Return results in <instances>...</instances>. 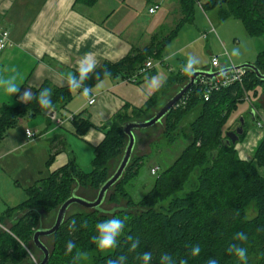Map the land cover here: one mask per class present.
I'll list each match as a JSON object with an SVG mask.
<instances>
[{"label": "trees", "instance_id": "trees-1", "mask_svg": "<svg viewBox=\"0 0 264 264\" xmlns=\"http://www.w3.org/2000/svg\"><path fill=\"white\" fill-rule=\"evenodd\" d=\"M78 1L91 6L98 0ZM198 1L205 11L217 10L222 20H241L248 35L264 36V0ZM180 3L183 4L184 16L163 39L157 38L152 47L137 50L116 63L104 62L94 68L81 82L80 89L87 88L88 94L91 93L95 84L106 77V71L109 75L122 74L132 80L149 59L162 57L163 49L181 26L194 21L198 6L196 1L182 0ZM253 64L264 74V50L258 53ZM245 70L242 84L236 81L213 90L208 100L204 99L206 88L198 79L165 116L164 137L173 143L181 123L195 112L188 124L191 140L173 164L157 175L153 188L137 202L123 186L139 171L146 155L132 156L122 178L114 186L116 191L111 199L117 202L122 197L128 200V207L143 209L137 214L126 210L114 213L112 218L125 222L114 249L102 254L91 240L96 235L95 224L110 217L99 215L98 209L74 213L68 215L52 235L56 247L50 253L47 264H81L91 253H94L92 264H145L141 257L146 252L150 253L146 264H208L209 261L214 264H240L227 251L232 244L246 249L247 264H264V138L255 150L254 160H244L238 155L235 144L227 143L226 133L234 130H224L227 116L236 110L245 94L251 91L256 94L258 87L264 88V80L255 71ZM75 76L79 78V74ZM188 82V75L172 73L144 106L129 110L126 104L112 117V123L105 125L108 128L105 137L94 148L92 170L85 172L75 161H70L30 186L24 202L0 214V224L6 220L12 222L10 231L3 228L5 225L0 226V264H20L25 260L27 253L24 245L33 243L34 233L39 228L36 226L40 211L60 207L75 193L73 185L79 183L100 189L110 176L108 160L123 154L126 148L128 137L123 126L145 114L172 84L184 86ZM43 89L51 90L49 108H66L73 97L69 86L59 88L46 82L35 90L29 103L2 105L0 143L21 120L34 118L49 109L42 108L37 100ZM83 113H71L70 117L80 136L92 127ZM247 126V120H244V133L240 138L245 136ZM51 160L52 156L48 162ZM194 174H197L194 188L186 191ZM251 209L253 214L248 216ZM85 223L86 226H81ZM238 232H243L246 240L234 239ZM68 242L74 245L70 252L67 251ZM193 245H199L201 249L196 256L190 252Z\"/></svg>", "mask_w": 264, "mask_h": 264}, {"label": "crops", "instance_id": "crops-1", "mask_svg": "<svg viewBox=\"0 0 264 264\" xmlns=\"http://www.w3.org/2000/svg\"><path fill=\"white\" fill-rule=\"evenodd\" d=\"M145 1L148 13L152 15L146 20L143 19L144 14L141 12L146 9ZM150 1L98 0L90 6L78 0H0V30H8L11 41L7 49L0 51V79L14 78L19 89L12 95L0 90V107L29 103L35 90L46 82L59 88L67 87L66 77L69 74L78 75V68L85 58L94 62L96 68L104 62L116 63L137 50L152 47L156 40L161 39L160 35L163 33L161 31L167 25L165 23L170 20L169 23L174 25V28L177 20L172 13L166 11L170 10L172 5L176 6V0H164V3L162 0H155L156 2L152 3ZM162 3H166L164 13H160L159 9L155 13L149 12L155 4L161 8ZM123 11H126V15L122 14ZM139 20L141 25H135L134 23ZM254 61L255 59H231L229 64L219 63L218 68L212 70L210 66L205 70L218 71L244 63L253 64ZM146 73L152 76L155 71L150 69L144 73L140 72L139 76ZM172 73L176 74L172 70L169 76ZM138 79L130 81L122 74L106 76L91 89V93L96 97L93 105L88 103V94L83 95L85 98L80 97L83 91L79 88L73 90V97L66 108H49L34 118L21 120L12 128L0 143L2 165L0 182L3 186L0 191V214L9 207L24 202L30 186L68 162L75 161L82 168L80 155L83 152L86 154L87 150L90 151L92 165L94 148L104 139L108 129L105 125L112 123V117L126 104L129 110L131 107L144 106L167 81L166 79L148 96L145 104L139 106L133 102L132 96L128 97L125 93V91L133 93V87L134 92L137 91L138 88L134 84L139 82ZM178 88L179 84L176 83L169 87L175 91L170 98L182 87ZM25 92H30L31 96L22 100ZM75 96L77 101L74 102L73 108H69L68 105ZM260 98L258 103L264 110V93ZM78 100L81 106H76ZM260 108L252 109V112H255L254 116L252 112L250 113L254 125L248 123L244 139L236 145L238 155L244 160H254L255 150L264 138V128L255 125L259 119L257 114L264 117ZM64 110L70 115L65 116ZM80 112H84L83 115L92 123V127L83 136L77 134V128L70 119L71 113ZM26 128L36 133L34 139H27ZM37 132L42 136H37ZM19 151L31 153L30 156L27 154L23 161L25 163L23 170L28 172V175L25 174L26 184L19 180L9 181L11 175L8 168L3 165L4 159ZM51 156L52 160L48 162Z\"/></svg>", "mask_w": 264, "mask_h": 264}, {"label": "rangeland", "instance_id": "rangeland-1", "mask_svg": "<svg viewBox=\"0 0 264 264\" xmlns=\"http://www.w3.org/2000/svg\"><path fill=\"white\" fill-rule=\"evenodd\" d=\"M162 1L164 3V0ZM181 1L182 0H176V6L172 5L170 10H166L167 12L172 13V16H174L177 21L182 19L184 16L182 8L183 4L180 3ZM195 1L198 6L196 7L194 21L192 23L183 24L177 35L163 49L162 57L153 59V66L150 69L155 71V74L150 76L149 73H146L142 76H139V71L136 73V78H139V82H134L135 87L138 88L137 91L134 92V87L133 93L125 91L128 97L132 96L131 99L133 102H135V104L139 106L145 104L148 96L151 93L153 94L157 88H159V86L167 79L169 73L172 70L178 73L180 76L188 75V80H190V72L195 67L201 70L208 69L213 56L218 58L219 63L229 64L231 59H256L258 53L264 50L263 35L250 36L246 33L244 24L241 20L237 18L222 20L219 18L217 10L205 11L201 6H199L201 5V2L198 0ZM145 2L146 9L141 10V12L144 14L143 19L146 20L150 19L152 15L148 13L147 1ZM152 2L156 1L151 0L150 3ZM163 3L161 5L162 7H159L160 13H162L166 7V3ZM166 9H168V6ZM122 14L126 15V11H123ZM169 22L170 20L165 23L167 25L163 27L161 31L163 33L160 35V38H162L163 35L167 34L170 29L173 28L174 25L170 24ZM134 24L141 25V21H136ZM189 60L191 61L190 65ZM185 68L188 69L187 72H185ZM176 84H179L178 89L183 87V85L180 83ZM263 90V87H258V92L256 93L257 95L253 91L245 94L244 99L240 101L236 110H231L232 112L227 116L224 124L225 132L227 130H235L238 128L239 123H241V118L247 120V124L249 123L250 125H254V121L252 120L250 113L252 112V109L260 108V101L258 100L261 99L260 97L262 93H264ZM174 92V90H170L168 88L167 92L159 96L156 103L150 106L147 112L138 117L136 120L149 119L155 111L163 106V103L168 100ZM81 95V98H85V96H83L84 94ZM77 96H75L73 101L70 102L68 105L69 108L74 107V102L77 101ZM76 104V106H81L80 101L78 103L76 102ZM261 112L264 113V110L261 109ZM63 113L65 116L70 115L67 110H64ZM195 115L196 113L194 112L184 119V121L181 123V129L177 131L178 135L176 136V140L173 143L168 142L164 137L165 119L150 128L139 129L135 131L136 144L133 157H138L141 155H146V157L143 161V164L139 168V171L135 172L136 174L133 176V178L127 179L129 183L127 182L128 184L123 186L126 191L130 192L133 201H140L153 188L157 175L172 165L173 162L180 156L182 150L191 140L190 128L188 124ZM257 118L260 119L258 114ZM255 125L258 127L257 123ZM37 136L41 137L42 135L41 133L37 132ZM243 139L244 137L240 138L241 141ZM238 142L235 144V146L238 144ZM27 154L30 156L29 154L31 153H22L19 151L16 154H11L9 158L4 159V163L2 162L3 165L8 168L7 170L11 175L10 178H8L9 181L19 180L22 184H26L27 177L25 174L28 172L27 170H23L25 166L23 161L25 160V156H27ZM122 155L123 154L121 153L119 156L108 160L107 168L109 175H111L116 170ZM80 158L82 169L85 172L92 170L90 151L87 150L86 154L83 152L82 155H80ZM154 165L159 167L158 174L151 173V167ZM0 169H2L1 163ZM196 176L197 174L193 175L189 184L187 185L186 191L194 188ZM2 187L3 186L0 182V191ZM72 189L78 197L88 201L94 200L97 197L99 190L91 186H81L79 183L73 185ZM19 191H21L20 188ZM19 191H17V193H20ZM115 191V187L109 191L104 203L101 205L99 215H106L112 218L114 213L119 212L120 210H126L127 212H132L133 214H137L138 212L142 211L143 208L138 206L128 207V200L122 197H119L117 202L112 200L111 197ZM58 207L50 211L41 210L39 214V222L36 228L40 227L41 225L45 228L52 226L56 219ZM80 212H93V210L87 209L78 204H74L69 208L67 215ZM252 214L253 210L251 209V213H249L248 216H251ZM2 224L5 225L3 226L4 229H8L10 231V228L12 227V222L10 220H6ZM2 224H0V226H2ZM43 242L49 248L50 253L54 252L56 241L54 240L53 236L44 237ZM24 247L27 255L25 260L20 264H38L42 260V251L37 249L32 242L24 245ZM110 251L111 250H104L101 251V253L106 254ZM93 255L94 253L87 255L85 257L86 260H84V263L81 264H92Z\"/></svg>", "mask_w": 264, "mask_h": 264}, {"label": "water", "instance_id": "water-1", "mask_svg": "<svg viewBox=\"0 0 264 264\" xmlns=\"http://www.w3.org/2000/svg\"><path fill=\"white\" fill-rule=\"evenodd\" d=\"M252 69L256 72L257 76L264 80V74L260 72V70L252 63H244L241 65H237L236 67H230L227 69H222L218 71L211 70H201L194 69L190 73V80L187 84H185L172 98H170L167 103L160 108L152 117L146 120H134L126 123L123 126L124 133L128 137L127 145L122 155V158L117 166L116 170L109 176L106 182L102 185V187L98 190L97 197L94 200L88 201L83 198H80L74 193L70 198H68L57 210L56 219L52 227L43 228L39 227L33 236L34 245L42 251L44 258L40 264H47L50 259V250L41 240L42 237L52 236L57 232V230L61 227L64 221L67 218L69 208L78 204L87 209H98L101 210V205L104 203L109 191L112 187H114L122 178L126 168L128 167L136 144V135L135 131L139 129H147L158 122H161L165 116L175 107V105L180 101V99L186 94L187 90L191 87V85L195 84L200 78L214 79L218 76H221L226 73H230L235 69ZM255 112H252L254 116ZM111 124V123H109ZM244 133V119L241 118V124L236 130L228 131L226 133L228 139V144H236L240 140V136Z\"/></svg>", "mask_w": 264, "mask_h": 264}, {"label": "clouds", "instance_id": "clouds-1", "mask_svg": "<svg viewBox=\"0 0 264 264\" xmlns=\"http://www.w3.org/2000/svg\"><path fill=\"white\" fill-rule=\"evenodd\" d=\"M235 54V52H234ZM191 64V61L189 60V65ZM95 67L94 62H90L85 58V61L82 62L81 66L78 68L79 78L77 79L76 76H73L69 74L66 79L68 86L71 90H76L81 87V82L84 81L87 77V74L93 70ZM188 69L185 68V72H187ZM109 75V73L106 71L105 76ZM0 90L3 91V93L7 95H12L16 93L19 89L16 87V84L13 79H0ZM89 89L85 88L83 89V94L87 95ZM51 95L50 89H43L40 91L39 96L37 97L38 103L42 108H49L51 101L48 99V97ZM31 96L30 92H25L24 96L22 97V100H26ZM81 226H86L85 224H82ZM125 227V222L123 219L120 218H111L104 220L103 222H97L95 224V232L96 235L91 237L92 242L96 245V247L101 250H112L115 248L117 244V238L121 235L122 229ZM234 239H238L240 241L246 240V236L243 232H238L234 236ZM74 247L72 242H68L67 244V251H71ZM135 247V245H133ZM201 251L199 245H193L190 247V252L192 256H196ZM227 251L231 252L238 262L240 264H247V255H246V249L240 246H237L235 244L229 245ZM142 260L145 262L148 261L150 258V253H144L141 257ZM122 260V258H121ZM208 264H214L213 261H209Z\"/></svg>", "mask_w": 264, "mask_h": 264}, {"label": "built area", "instance_id": "built-area-1", "mask_svg": "<svg viewBox=\"0 0 264 264\" xmlns=\"http://www.w3.org/2000/svg\"><path fill=\"white\" fill-rule=\"evenodd\" d=\"M160 5L155 4L149 9L150 13H155L159 9ZM11 45L10 41V33L8 30H0V51H3L7 49ZM153 66V59H149L144 67L140 70L141 73L145 72L146 70L150 69ZM211 69L214 70L219 67V60L216 56H213L210 63ZM245 69H235L234 71L230 73L223 74L221 76H218L214 79H207L205 77L200 78V83L203 84L206 88V91L204 93V99L208 100L210 98V93L213 90H218L221 87L228 86L236 81L240 82L242 84L243 81V75L245 73ZM136 78H133L132 80H135ZM96 102V97L93 93L88 94V103L89 105H93ZM260 119H257V126L259 128H264V117L259 115ZM25 135L27 139H34L36 137V133L29 129H25ZM159 167L158 166H152L151 167V173L152 174H158Z\"/></svg>", "mask_w": 264, "mask_h": 264}, {"label": "bare ground", "instance_id": "bare-ground-1", "mask_svg": "<svg viewBox=\"0 0 264 264\" xmlns=\"http://www.w3.org/2000/svg\"><path fill=\"white\" fill-rule=\"evenodd\" d=\"M152 117V116H151ZM136 135V134H135ZM155 166V165H154ZM54 224V223H53ZM53 226V225H52ZM52 226H50V227H52ZM40 227H43L42 225L40 226ZM50 227H47V228H50ZM43 228H45V227H43ZM36 232V231H35ZM43 238L44 237H42L41 238V240L43 241ZM44 243V242H43ZM45 244V243H44ZM46 245V244H45ZM35 246V245H34ZM36 247V246H35ZM37 248V247H36ZM38 249V248H37ZM41 251V250H40ZM43 258H44V255H43ZM43 258H42V260L38 263V264H40L42 261H43Z\"/></svg>", "mask_w": 264, "mask_h": 264}]
</instances>
